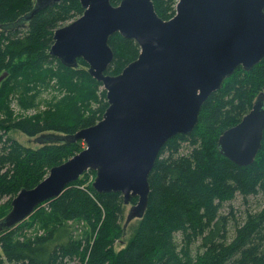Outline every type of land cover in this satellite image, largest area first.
<instances>
[{"label":"trees","instance_id":"16d2710c","mask_svg":"<svg viewBox=\"0 0 264 264\" xmlns=\"http://www.w3.org/2000/svg\"><path fill=\"white\" fill-rule=\"evenodd\" d=\"M153 3L163 20L176 15L178 0ZM84 11L79 0L46 8L36 0H0V78L7 76L0 82V202L7 199L0 221L22 190L35 188L52 168L86 148L69 137L99 123L109 107L103 84L84 60L67 67L51 55L55 31ZM109 44V75H119L141 52L120 34ZM261 93L264 60L250 71L239 68L204 103L194 131L167 142L149 177L148 209L125 249L115 250L128 234L124 197L96 192V174L89 171L27 220L0 231V264H264V209L249 212L243 223L234 220L232 239L230 218L221 212L239 195L247 200L264 192V139L247 167L219 150L221 135L241 122ZM31 111L37 113L25 116ZM12 131L41 146L21 144ZM137 203L134 198L131 205Z\"/></svg>","mask_w":264,"mask_h":264},{"label":"water","instance_id":"95a60500","mask_svg":"<svg viewBox=\"0 0 264 264\" xmlns=\"http://www.w3.org/2000/svg\"><path fill=\"white\" fill-rule=\"evenodd\" d=\"M63 1L72 0L36 3L46 8ZM79 1L84 14L55 31L51 55L67 67L84 60L103 84L109 107L99 123L69 137L85 143L82 152L13 199L0 231L15 228L91 171L99 194L121 193L125 205L138 198L125 222L127 232L145 216L149 177L167 142L194 131L204 103L239 68L250 71L264 60V0H178L169 20L159 17L153 0H122L117 6L112 0ZM116 34L135 41L141 52L119 75H109L114 60L109 40ZM263 139L261 93L241 122L221 135L219 150L247 167Z\"/></svg>","mask_w":264,"mask_h":264},{"label":"rangeland","instance_id":"374dc122","mask_svg":"<svg viewBox=\"0 0 264 264\" xmlns=\"http://www.w3.org/2000/svg\"><path fill=\"white\" fill-rule=\"evenodd\" d=\"M6 78L7 76L4 77L3 80H5ZM43 97L48 100L51 98V94L45 93ZM13 107L15 108L16 112L21 111L17 105H13ZM44 109L45 107L43 106L42 110ZM36 113H37L36 111H31V112L25 113V116L32 117ZM10 136L16 139L17 141H19L21 144L28 146V147L38 148L39 146H41L38 142H36L35 138H29L18 131H12ZM188 151H189L188 146H184L183 153L186 154L188 153ZM92 181H93V177L91 178V182ZM6 201L7 199H4L2 202H0V207ZM131 208H132V205H125V212H124L125 221L130 213ZM262 209H264V192L260 193L257 196H251L247 200L243 199V197L239 195L236 197V199L233 202L226 203L223 209L221 210V212L224 216H227L230 218V225L228 229L229 237L232 239L234 238L236 234V228H235L236 221L234 220H237V222L243 223L245 221L246 215L249 212H256ZM138 224H139V221L137 220H134L131 222V224L127 228L128 234L126 235L125 238H123L122 242H118L116 245L115 250L117 252L125 249L128 246V243H130L131 239L133 238L134 230H136V227L138 226ZM197 252H198V245L196 244L193 247V255L195 256Z\"/></svg>","mask_w":264,"mask_h":264},{"label":"bare ground","instance_id":"6f19581e","mask_svg":"<svg viewBox=\"0 0 264 264\" xmlns=\"http://www.w3.org/2000/svg\"><path fill=\"white\" fill-rule=\"evenodd\" d=\"M158 160V159H157Z\"/></svg>","mask_w":264,"mask_h":264}]
</instances>
